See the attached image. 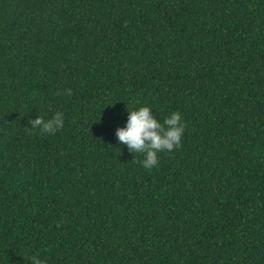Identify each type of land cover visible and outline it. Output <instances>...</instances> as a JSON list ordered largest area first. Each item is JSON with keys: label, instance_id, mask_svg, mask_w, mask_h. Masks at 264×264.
<instances>
[{"label": "trees", "instance_id": "trees-1", "mask_svg": "<svg viewBox=\"0 0 264 264\" xmlns=\"http://www.w3.org/2000/svg\"><path fill=\"white\" fill-rule=\"evenodd\" d=\"M140 106L186 124L151 169ZM32 253L264 264V0H0V264Z\"/></svg>", "mask_w": 264, "mask_h": 264}, {"label": "clouds", "instance_id": "clouds-1", "mask_svg": "<svg viewBox=\"0 0 264 264\" xmlns=\"http://www.w3.org/2000/svg\"><path fill=\"white\" fill-rule=\"evenodd\" d=\"M65 94L71 95V89H66ZM152 109L150 106H140L132 110L127 107V121L115 131L119 143L127 146L134 154H143L140 164L145 169L158 165L160 152H172L181 146L186 127L181 112L173 111L161 122ZM64 123V114L59 111L50 119L38 115L29 121L30 128L38 129L41 134H55L63 128ZM27 259L28 264H47L39 253H32Z\"/></svg>", "mask_w": 264, "mask_h": 264}]
</instances>
